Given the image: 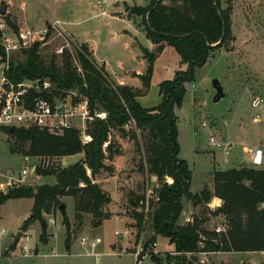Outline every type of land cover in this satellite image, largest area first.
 I'll use <instances>...</instances> for the list:
<instances>
[{"label":"trees","instance_id":"16d2710c","mask_svg":"<svg viewBox=\"0 0 264 264\" xmlns=\"http://www.w3.org/2000/svg\"><path fill=\"white\" fill-rule=\"evenodd\" d=\"M231 9L230 3L225 8L221 7V0H150L146 6L126 5L127 14L140 18L137 26L156 44L154 50L140 46L146 69L133 75L141 80V88L112 80L104 66L95 61L86 42L73 44L75 56L63 48L60 63H57L55 55L48 62L40 55L39 47L45 39L22 48L24 57L21 60L9 56L8 67L3 73L10 82L46 78L51 81L53 89L49 94H42L50 99L65 95L66 90L76 89L73 101H77L79 96L87 100L92 119L86 123L85 132L91 139L83 144L80 130L76 127L64 128L61 133L39 127H14L12 131L6 128L15 138V148L24 155L61 158L81 154V157L67 166L35 169L38 175H53L55 182L13 186L5 193L0 192V207L10 198H31V214L23 220L21 227L38 220L41 242L46 241L47 228L43 214H54L59 210L63 196L72 198L78 226L83 224L85 214L94 218L95 226L99 225L111 215L107 207L111 197L95 181V176L101 172L112 173L114 168L106 160L111 161L122 153L119 143L110 137L116 130L121 137L133 140L136 150L141 153L137 168L144 174V189L141 195L129 192L127 197L133 208L136 240L146 217L150 219L153 231L148 242L157 236L167 238L173 246L172 252L177 254L172 257L175 264H206L195 256L201 252L264 251V168L241 166L214 170L212 189L204 186L199 192L192 193L191 169L178 155L175 109L182 104L185 83L194 82V70L206 63L214 49H229L227 45L232 40ZM3 18L17 33V25L10 16L4 14ZM1 35L0 31V38ZM165 45L175 49L186 68L158 84L160 101L156 106L143 107L137 97L147 92L154 61ZM5 60L6 54L0 43V63ZM36 94L37 91L31 90V95ZM98 112H104L105 117L96 116ZM127 125L130 126L128 129L125 128ZM151 175L156 177L158 187L154 189V199H149L148 211L145 212V193ZM212 196L222 201L220 206L208 209L213 215L224 217L225 227L221 232L203 227L205 218L201 216H194L192 222L178 223L183 210L182 198L196 206L207 204ZM60 213L68 248L72 230L65 209ZM188 253L191 255L187 256ZM151 259L159 262L155 256L151 255ZM169 262L170 259L167 264Z\"/></svg>","mask_w":264,"mask_h":264},{"label":"rangeland","instance_id":"374dc122","mask_svg":"<svg viewBox=\"0 0 264 264\" xmlns=\"http://www.w3.org/2000/svg\"><path fill=\"white\" fill-rule=\"evenodd\" d=\"M149 3L150 0H0V23L3 24L0 30L3 37L9 39H14L19 32L28 30L32 33V36L27 38L29 43L45 39L39 47V53L46 62L55 55L57 63H60L61 52L58 50L61 47L68 49L75 56L73 44L87 42L95 49L99 58L106 59L109 70L119 72L121 64L132 68L139 66V59L136 57L139 53L138 46L131 43L136 44L137 40L141 43L145 41L144 33L137 28L140 18L128 15L125 6H146ZM228 3L232 6V40L227 45L229 49H214L206 63L194 70V82L185 83L186 92L182 104L175 109L178 155L186 160L191 169L190 190L194 193L204 186L212 188L214 170L250 166L249 154L245 152L246 146L256 145L264 149V119L260 122L254 121L255 110L250 104L252 95L264 97V0H221V7L225 8ZM8 5L24 26L20 29L22 25H18L17 33L3 18ZM10 13L13 16L12 12ZM10 19L14 21L13 18ZM133 36H136V40ZM21 50L22 48L12 50L10 57L23 59ZM168 54L169 52L166 57L173 62ZM3 67L2 62L0 77ZM213 78L219 80L224 92V96L216 103L212 102L215 93L212 87ZM155 91L153 88L148 93L149 97L152 98L153 95L155 98ZM72 92L77 94L76 89L66 90L65 95L61 96L62 99L71 101ZM129 127L125 126L126 129ZM209 135H213L220 146L211 144ZM110 137L119 143V146L124 144L122 152H129L121 161V171L111 187L112 197L117 198L113 210L117 217L104 219L95 226L94 218L85 214L83 224L78 226L74 219L72 198L61 197L72 230L68 247L70 253L66 252V229L61 222L62 215L59 210L54 214H43L47 228L46 241L41 242L38 238L41 228L38 220H34L25 228L21 227L23 220L31 214L32 199H7L0 207V229H7L9 234L0 239V249L9 246L12 254L5 252L0 258V264H135L128 252L135 249L138 241H141L144 248L141 264H167L168 259V264H175L172 257L177 254L172 252L173 246L167 238L157 236L154 239L155 249L146 248L148 246L145 244L153 234L150 219L144 218L141 238L139 235L138 241L136 240L133 208L127 197L129 192L141 195L144 189V174L137 168L141 153L136 150L133 140L121 137L118 131L113 130ZM139 140L142 141L141 137ZM22 156L24 154L15 148L14 136L10 133L3 135L0 131V171L4 172L6 168H12L14 171L19 169L23 162ZM30 157L37 169L66 166L77 161L81 154L61 158ZM261 167L264 168V164ZM101 175L108 176V173L101 172ZM99 176L97 175L98 178ZM54 182L53 175L41 176L36 171L26 175L17 184L35 186ZM151 199H154V195ZM184 200L185 198H182V202ZM190 205L192 209L190 207L188 212L186 209L187 213L182 214L178 223H183V217L189 214L205 218L203 227L207 229H214L218 225L225 227L224 217L213 215L206 204L194 206L190 202ZM126 229L130 232L126 236L115 234V231L122 233ZM18 231H21L19 236ZM82 236L101 238V243L95 249L100 253L98 259L87 253L90 252L89 247L80 244L79 239ZM21 245H27L32 251L23 254ZM151 255L157 257L159 262L155 263ZM195 256L206 264H264V251L230 253L224 256Z\"/></svg>","mask_w":264,"mask_h":264},{"label":"built area","instance_id":"2783aa9c","mask_svg":"<svg viewBox=\"0 0 264 264\" xmlns=\"http://www.w3.org/2000/svg\"><path fill=\"white\" fill-rule=\"evenodd\" d=\"M3 26L0 23V28ZM1 31V30H0ZM2 33V32H1ZM32 36L30 30L26 32H19L15 35L14 39L3 37V33L0 38V43L4 48L6 54V60L3 62L4 69L8 67L7 60L12 50L19 48H25L29 46V39ZM62 47L58 50L62 51ZM0 77V131L8 133L6 128L22 127H39L45 128L52 133H61L64 128L76 127L80 130V139L83 144L90 141V136L85 132L86 123L92 119L87 108V100L79 96L77 101H73L72 96L77 94L71 93V101L62 99L61 95L53 96L51 99L42 94L45 92L49 94L53 85L49 79L41 78H26L19 82H10L4 75ZM31 90L37 91L38 94L31 95ZM73 101V102H72ZM251 106L255 110L253 116L254 121L260 122L264 119V97L260 95H252L250 100ZM98 117H105L104 112L95 113ZM75 123H77L75 125ZM205 124V123H203ZM209 142L211 144L220 146L216 138L213 135H209ZM245 152L249 154V164L253 167H261L264 164V149L261 146H246ZM23 162L19 169L14 171L12 168H6L4 172L0 171V192L5 193L9 188L17 186V182L21 181L26 175L35 172L36 165L31 161L29 155L22 156ZM168 181H171L168 179ZM158 187L157 179L154 175L149 178V184L145 193V212L148 211L149 199L154 195V189ZM209 208H214L213 205H209ZM224 228L220 225L215 227L216 232H221ZM129 230H125L122 233L115 231V234L126 236L129 234ZM7 229H0V239L8 235ZM141 238V235H140ZM101 238L96 236L94 238H87L82 236L79 242L82 246L89 247L90 254H93L97 259L100 256L99 252H96V247L101 243ZM147 249H155L156 241L148 243ZM32 251L27 245H21V252L23 254H29ZM144 248L141 241L135 246V249L131 252L135 264H141V259L144 257ZM11 253L9 246L4 249H0V258L4 253ZM203 261V260H201Z\"/></svg>","mask_w":264,"mask_h":264},{"label":"crops","instance_id":"0c3cea01","mask_svg":"<svg viewBox=\"0 0 264 264\" xmlns=\"http://www.w3.org/2000/svg\"><path fill=\"white\" fill-rule=\"evenodd\" d=\"M1 1H3V0H1ZM6 4H8V3H6ZM11 10L12 9H10V7L8 5V8L5 10V13L4 14H8L10 16V18H13V20H14V22H15V24L17 26L18 25H22V26H20V29H21V27H24L23 24H22V20L18 17V15L14 11H11ZM10 12H12V14H13L14 17L11 15ZM137 28L144 33V31L139 26ZM144 35H145V33H144ZM133 37L136 40V36H133ZM81 42H83V41H81ZM87 44H88L89 48L92 50V54H93V57H94L95 61L98 64L104 66L105 71L108 73L109 77L112 80H114L118 84H124V85H129V86L138 87V88H141L142 87L141 80L137 76L133 75V73L141 74L146 69V64L147 63H146V60L142 57V54H141V51H140V46L145 47L148 50H154L155 47H156V44L152 43L146 37V35H145V41H144V43H141L138 40H137V43L136 44L135 43H131L132 45L138 46L139 53L136 55V57H137V59H139V66L137 68H132V67H128V66H125V65L121 64L119 66V68H118L119 69V72H112L111 70H109L110 68H109V66H108V64L106 62V59L105 58H99L97 56V52L95 51V49L89 43H87ZM170 47L173 48L172 46L165 45L162 48L161 52L158 53V55H157V57H156V59L154 61V64H153V71H152V75H151V78H150L149 88H148L146 94L137 97V101L143 107L150 108V107L156 106L159 103V101H160V95H159V92H158V84L161 81H163V80L171 79L178 70H184L186 68V64L185 63H182L180 61V57L176 53L175 49L173 48L174 50L172 51V49ZM168 52H169L168 55L172 59L173 62H170V59H168L166 57V54ZM153 88H155V90H156L155 92H157V96L155 98L153 97V95H152V98L149 97V94H148ZM119 142L122 143L121 141H119ZM121 148L122 149L124 148V144L123 143H122ZM127 154H129V152L126 153L124 151L120 155L114 156L111 161L110 160H106V163L107 164H112V166L114 168L113 172L112 173H109L108 176H103V175H101V173L99 174L100 175L99 176L100 178H98L97 175L95 176V181L98 182L100 184V186L104 190H106L109 193L110 197H111V202L107 206L108 207V210L111 212V215L109 216L108 219H110V217H112V218H116L117 217V215H114L113 214V210H114V207L116 205L117 198L114 199L112 197L111 191H113V190H111L112 189L111 187L114 186L115 182H113V181H115V179H117V177L119 175V172L121 171V168H122L121 161L125 158V155H127ZM105 173H107V172H105ZM192 193H194V192H192ZM221 203H222V201H221L220 198H218L216 196H212L207 204L213 205L214 208H215V207L220 206ZM182 204H183V210H182L181 216H182V214L187 213L189 211L190 207H191L190 201L187 200V199H185L184 202H182ZM214 208H210V209H214ZM186 209H188L187 212H186ZM191 209H192V207H191ZM181 216H180V218H181ZM193 217L194 216H192V215L189 216V214H188L187 216H184L183 217V221L186 222V223L192 222V218ZM180 218H179V220H180ZM184 222L181 223V221H180L179 224H185ZM40 230H41V228H40ZM66 252H70V248H68V251H66ZM125 252H127V251H125ZM261 252H263V251H261ZM87 253H89V252H87ZM128 253L131 255V252H128ZM230 253L242 254V253H248V252H201V253H198V254H203V255H206V254H216V255L217 254H222L224 256L225 254H230ZM239 264H241V263H239Z\"/></svg>","mask_w":264,"mask_h":264},{"label":"water","instance_id":"95a60500","mask_svg":"<svg viewBox=\"0 0 264 264\" xmlns=\"http://www.w3.org/2000/svg\"><path fill=\"white\" fill-rule=\"evenodd\" d=\"M212 87L215 90V93L212 97V102L216 103L220 100V98H222L224 96V92H223V88H222V86H221V84L217 78L212 79ZM9 131H12V128H10ZM63 210H64V204L61 203L59 211H63ZM20 233H21V231H18L17 236H19Z\"/></svg>","mask_w":264,"mask_h":264}]
</instances>
